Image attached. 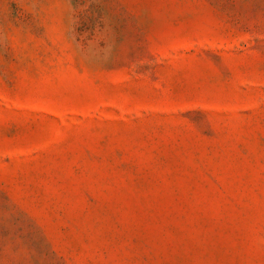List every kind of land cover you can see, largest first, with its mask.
Listing matches in <instances>:
<instances>
[{"label":"rangeland","instance_id":"1","mask_svg":"<svg viewBox=\"0 0 264 264\" xmlns=\"http://www.w3.org/2000/svg\"><path fill=\"white\" fill-rule=\"evenodd\" d=\"M0 264H264V0H0Z\"/></svg>","mask_w":264,"mask_h":264}]
</instances>
